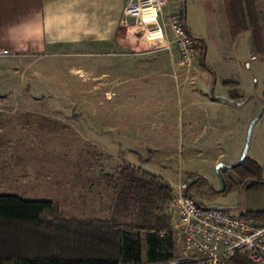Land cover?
I'll return each instance as SVG.
<instances>
[{"label":"rangeland","instance_id":"1","mask_svg":"<svg viewBox=\"0 0 264 264\" xmlns=\"http://www.w3.org/2000/svg\"><path fill=\"white\" fill-rule=\"evenodd\" d=\"M256 3L259 10L264 9V0ZM181 10L186 12L192 37L205 43V60L211 71L200 67L193 70L200 62L202 49L191 65L180 58L171 18ZM133 23L136 35L124 38L122 31L117 43L94 52L110 54L123 50L128 68L124 63H114V58H0V104L12 105L0 112V193L50 201L58 206L64 219L113 221L120 229L140 231L143 238L153 226H158L163 235L172 231L175 257L180 259L181 234L175 228L178 218L172 210V200L124 201L118 188L109 187L106 176L118 178L120 168L129 165L125 151L130 148L147 159H140L139 163L154 174L170 176L175 181L177 176L192 179L190 194L204 207L234 210L241 203L242 190L226 187L221 193L217 167L211 169L209 160L212 155H221L220 164L234 165L241 159L249 128L264 105V58L253 55L251 38L233 41L223 0H168L158 21ZM155 32L160 34L152 36ZM142 58L147 62L151 58H173L175 69L165 68L164 72L166 88L188 86L199 94L229 101L237 91L234 104L221 103L227 105L223 115L229 121L218 144H213L207 134L205 141L198 135L194 158L185 157L182 162L177 152H166L169 149L165 147L177 145L178 133L175 130L173 136L165 137L160 133V104L151 99L163 86L162 82L160 86L155 84L151 76L146 78L149 84L143 86L140 76L147 73L138 75L134 70ZM124 71H132L136 80L124 84L130 75ZM224 82L238 85L225 87ZM143 87L147 88L141 107L131 103L121 106L127 88L132 94ZM112 92L115 94L110 98ZM112 125L118 130H129L130 135L122 137L119 131L110 130ZM149 136L156 139V146L163 147L154 160L149 153L140 151V141ZM160 138L165 141L158 142ZM248 159L260 161L264 180V116L253 129ZM229 176L235 178L232 172ZM177 185H169L172 197ZM146 249L144 244V256Z\"/></svg>","mask_w":264,"mask_h":264},{"label":"crops","instance_id":"2","mask_svg":"<svg viewBox=\"0 0 264 264\" xmlns=\"http://www.w3.org/2000/svg\"><path fill=\"white\" fill-rule=\"evenodd\" d=\"M129 1L0 0V48L7 49L12 53V56L2 58H114V63H124V67L128 68L127 58H125L123 50L110 54L94 52L95 50H100L101 47H107L110 44L117 43V39L120 37L122 31L125 33L124 38L137 34L138 31L135 23H133V20L127 19L124 13ZM179 8L181 9V7ZM239 37L250 40L251 33L246 32L242 36H238L236 41ZM156 38L159 37L150 38V40ZM122 42H126L127 44V41L123 40ZM92 48L94 50L90 51ZM118 56L121 58H117ZM145 59L140 64L134 66V70L138 72V75L147 73L140 76V78H143V86L149 84L146 81L148 76L149 78L151 76L154 83L159 86L162 82L163 88L158 89L151 99V102L160 104L158 106V110L160 109L159 116L161 118L159 123L160 133H162L163 137L170 134L173 136L172 131L175 130L178 133V136L175 138L177 145L175 147H165L164 149H169L166 152L169 154L177 152L182 162L185 160V157L189 160L194 158V149L195 144L198 142V135L200 140L205 141V138L207 139L205 134H207L213 144H218L219 140L224 136V128L227 127L226 124L229 121L223 115V110L227 109V105L221 103L225 101L234 104L233 101H229L228 98L223 97L222 99H216L208 95H202L197 93L196 90H191L188 86L178 88L172 86L166 88L165 81L167 80L164 79V72L166 70L165 68L171 69L174 67L175 69L176 65H172L174 63L173 58H151L152 60L148 62ZM139 67L142 73L139 72V69L136 71ZM199 67L201 68L200 62L193 70H198ZM208 67L210 68V66ZM124 72L130 74L126 77L128 79L124 84H131L136 80L133 77L136 74L132 75V71L130 73L127 71ZM128 88L130 89V87ZM128 88L121 98V106L131 103L141 107L140 102L144 100L143 97L145 95H143V92L146 91L147 87L138 88L132 94L131 91H128ZM114 92L110 93V98L115 94ZM134 94L136 97H133ZM5 104H0V112L9 110L8 107L12 106L11 104H7L9 106L5 107ZM146 106L149 105L147 104ZM118 107L120 108V106ZM118 107L115 109L116 112ZM151 126L155 127V124ZM110 130H114L115 132L119 131V134L124 138H127L125 134L130 135L129 130L125 131L123 128L118 130L116 125H112ZM225 135L227 136V134ZM157 141L163 142L165 139L160 138ZM140 142H143V147L140 151L143 150V152L149 153L151 155L150 159L152 160L156 158V154L161 152L163 148L156 146L158 145L156 139L150 136ZM125 152L129 154L127 157L129 165L142 173L163 180L171 187L177 185L176 183L180 180H184L181 176H177V182L174 178H170V176L165 178L162 175H156L139 163L140 159H147L138 152L130 148H127ZM129 156H133V158H129ZM221 158V155H212L210 157L209 164L211 169L221 163ZM253 161L261 166L260 161ZM261 168L263 169L262 166ZM246 187L233 188L236 190L240 189L242 192L240 193L241 203L232 211L238 215L264 213V188L259 191H248ZM0 195L18 196L26 199L16 193H0Z\"/></svg>","mask_w":264,"mask_h":264},{"label":"trees","instance_id":"3","mask_svg":"<svg viewBox=\"0 0 264 264\" xmlns=\"http://www.w3.org/2000/svg\"><path fill=\"white\" fill-rule=\"evenodd\" d=\"M223 2L233 41L250 32L253 55L264 58V9H258L256 0ZM178 16L192 37L186 25L185 10ZM198 42L201 43L198 49L203 50L201 69L211 71L205 60V43ZM237 85L224 82L225 87ZM236 92L232 93V100L237 97ZM221 172L227 189L247 186L248 191H259L264 188L261 166L248 158L236 169ZM230 172L235 175V180L229 176ZM117 177L106 176L107 183L120 190L124 201L135 198L166 203L173 198L172 188L167 183L129 165L122 166ZM187 194L193 197L189 189ZM247 216L255 221L264 220V213ZM158 229L153 226L143 238L140 231L120 229L113 221L64 219L58 206L50 201L0 195V264H196L176 259L172 231L163 235ZM234 264L252 263L245 256L237 255Z\"/></svg>","mask_w":264,"mask_h":264},{"label":"built area","instance_id":"4","mask_svg":"<svg viewBox=\"0 0 264 264\" xmlns=\"http://www.w3.org/2000/svg\"><path fill=\"white\" fill-rule=\"evenodd\" d=\"M168 0H130L125 17L145 23L160 19ZM175 44L184 64L191 65L201 55L199 42L191 37L179 16L171 18ZM12 53L0 48V58ZM193 180H180L173 189L171 207L177 215L175 227L181 234L180 262L196 264H234L237 255L248 257L252 264H264V221L238 215L232 210L204 207L187 194Z\"/></svg>","mask_w":264,"mask_h":264},{"label":"water","instance_id":"5","mask_svg":"<svg viewBox=\"0 0 264 264\" xmlns=\"http://www.w3.org/2000/svg\"><path fill=\"white\" fill-rule=\"evenodd\" d=\"M206 56V55H205ZM213 93V91H212ZM247 102V101H246ZM264 116V105L262 107V110L261 112L259 113V115L254 119V121L252 122L250 128H249V134H248V140H247V144H246V147H245V150L243 152V155L241 157V159L239 160V162H237L236 164L234 165H224V164H219L217 166V172H218V175L221 179V182H222V189H221V193H224L226 191V180L224 178V176L222 175L221 171L222 170H233V169H236L237 167H239L240 165H242L246 159L248 158V153H249V148H250V143H251V138H252V132H253V129L254 127L256 126V124L259 122V120Z\"/></svg>","mask_w":264,"mask_h":264},{"label":"bare ground","instance_id":"6","mask_svg":"<svg viewBox=\"0 0 264 264\" xmlns=\"http://www.w3.org/2000/svg\"><path fill=\"white\" fill-rule=\"evenodd\" d=\"M160 33L159 32H155V33H152V36H156V35H159Z\"/></svg>","mask_w":264,"mask_h":264}]
</instances>
